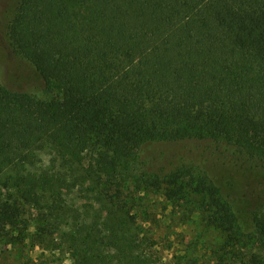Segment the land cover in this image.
I'll list each match as a JSON object with an SVG mask.
<instances>
[{
	"label": "trees",
	"instance_id": "obj_1",
	"mask_svg": "<svg viewBox=\"0 0 264 264\" xmlns=\"http://www.w3.org/2000/svg\"><path fill=\"white\" fill-rule=\"evenodd\" d=\"M0 46L33 86L0 79V264H264V0H0ZM150 193L204 260L166 259Z\"/></svg>",
	"mask_w": 264,
	"mask_h": 264
},
{
	"label": "rangeland",
	"instance_id": "obj_2",
	"mask_svg": "<svg viewBox=\"0 0 264 264\" xmlns=\"http://www.w3.org/2000/svg\"><path fill=\"white\" fill-rule=\"evenodd\" d=\"M16 65V61L9 54V51L5 47L0 46V79L2 83L14 88L31 89L33 87L32 84L26 82L19 76V72L16 74ZM38 84L39 83L36 85L39 86ZM194 152L195 150L192 151L189 147L181 143H153L146 146L142 155L146 160V167L151 171H156L161 167L163 170L168 171L176 165H180L182 162L196 157L197 154ZM145 200L151 212H159L158 214L161 216H166L164 217V222L162 221L157 226V233L159 235H168L166 239L160 243V245L164 247L166 259L174 260V255H183L185 252L191 251L202 261L206 257L204 253L207 249L217 244L218 236L216 232L200 224L199 221L195 219V216L189 219L187 218L182 222L178 220L177 217L170 220L171 218L169 216L174 215L171 214L172 207L168 203H163V200L153 193H150ZM195 240H198V242H191ZM198 248L199 251H197ZM40 252V249H36L35 255H39ZM51 253L52 252L45 251V254L41 258L50 261L56 259L55 261H51V264H58L59 261L63 264H69V260L66 258L65 253H62V255L57 251L54 255ZM57 253L60 256V260L58 259ZM4 254L6 256L4 264H14L16 254H10L8 252Z\"/></svg>",
	"mask_w": 264,
	"mask_h": 264
}]
</instances>
